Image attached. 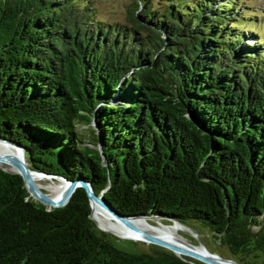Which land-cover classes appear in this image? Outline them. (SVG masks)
Here are the masks:
<instances>
[{"label":"trees","instance_id":"16d2710c","mask_svg":"<svg viewBox=\"0 0 264 264\" xmlns=\"http://www.w3.org/2000/svg\"><path fill=\"white\" fill-rule=\"evenodd\" d=\"M93 1L0 0V140L120 215L198 223L264 264L263 10L133 0L108 23ZM149 246L100 230L82 188L45 207L0 166V264H202Z\"/></svg>","mask_w":264,"mask_h":264},{"label":"water","instance_id":"95a60500","mask_svg":"<svg viewBox=\"0 0 264 264\" xmlns=\"http://www.w3.org/2000/svg\"><path fill=\"white\" fill-rule=\"evenodd\" d=\"M0 143L14 148L15 150H17L19 154L18 157L9 156V155H0V164L9 165L12 169V172L15 174H18L22 178L25 189L28 192L29 196L32 199L44 205L45 207L59 208V207L65 206L68 203L74 191L77 188H82L86 193L90 207H91V203L97 204L103 210H105L108 214H110L114 219L122 223L125 227H127L130 230L136 231L140 235V239L145 243H149V244L164 248L172 252L177 257H180V258L187 257L189 259H193L202 264H238L232 259H224L218 255L209 253L205 249V247L203 246L200 240H199V243H200L199 246H192V245L187 244L185 245L187 247L185 246L183 247V246L171 244L165 241L164 239H161L151 234L142 232L141 230L137 229V227L134 226L132 221L134 219H140V218L148 219V220H152L153 218L151 217H128V216L120 215L103 199L102 194L97 196L93 192V189L90 186V184L82 180L68 181L58 176H51V175H47L44 173L33 171L28 167L25 161V158H24L23 149L19 145H16V144H13L7 141H2V140H0ZM34 177H38L41 179L43 178V179H49V180H58L65 184L64 189L57 199H52L36 187L33 181ZM171 222L172 224H175V223L180 224L179 222L175 220H171ZM182 226L185 227L184 225ZM195 234L197 235V233ZM196 238H198V235ZM196 248H200L202 249V251H197Z\"/></svg>","mask_w":264,"mask_h":264},{"label":"rangeland","instance_id":"374dc122","mask_svg":"<svg viewBox=\"0 0 264 264\" xmlns=\"http://www.w3.org/2000/svg\"><path fill=\"white\" fill-rule=\"evenodd\" d=\"M151 1L153 3V7H160L162 4L167 3L171 0H151ZM132 3H133V0H94L93 1V12L97 20L105 21L108 23H114V22L124 23L128 20L127 13ZM239 3H241V5L245 7V9H248L251 11L252 9L253 10L257 9L258 12L260 10H263L262 12L264 13V0H239ZM261 17H264V15L261 14ZM250 26L251 28L254 29L255 33L259 36L260 40L264 42V22L262 21V19L259 20V23H256V21H254V24ZM79 131L84 136H86L89 132L88 128L85 126H80ZM57 182H58L57 180L50 181L49 179H45L44 181L42 180L40 184L43 187V189H45L44 192H48L49 194H52ZM91 220L94 222L96 226H98V224L94 221L92 216H91ZM148 224L150 226H157V227H158V224L159 225H169L167 224V222H164V221H162V223H158L157 220L156 222L154 220H148ZM184 226L186 227L187 232L180 231L178 232V234L187 244L192 245V246H199L200 245L199 240H200L203 246L205 247V249L209 253L218 255L224 259L232 258L227 248L221 246L219 242L216 241L212 237L210 231L207 228L195 222H187L186 225ZM194 232L197 233L198 238H196L197 235ZM106 233L120 240L133 241L137 245L138 249L142 251L149 250L150 248L149 245H151L149 243L138 242L132 239L120 238L116 236L115 234H112L109 232H106ZM117 247L123 250L131 251L127 243H124V242L117 244Z\"/></svg>","mask_w":264,"mask_h":264},{"label":"bare ground","instance_id":"6f19581e","mask_svg":"<svg viewBox=\"0 0 264 264\" xmlns=\"http://www.w3.org/2000/svg\"><path fill=\"white\" fill-rule=\"evenodd\" d=\"M0 155H9V156L18 157L19 154L17 150H15L14 148L0 143ZM0 166L6 168L8 171H12L9 165L0 164ZM42 180L44 181L45 179L43 178L41 179L38 177L33 178L36 187L42 192H44L45 189H43V187L40 184ZM64 186H65L64 183L58 181L52 194H49L48 192H44V193L52 199H57L61 194V192L63 191ZM91 216L94 219V221L98 224L101 230L115 234L120 238L132 239L134 241L143 242L140 239V235L136 231L130 230L127 227H125L122 223L114 219L110 214H108L105 210H103L100 206H98L95 203H91ZM132 222L134 226L137 227V229L141 230L144 233L159 237L174 245L183 246V247L187 245V243L178 234V232L180 231H184V232L187 231V229L180 224L177 223L171 225L158 224V227L150 226L148 224V219H143V218L134 219ZM196 250L202 251V249L200 248H196Z\"/></svg>","mask_w":264,"mask_h":264}]
</instances>
